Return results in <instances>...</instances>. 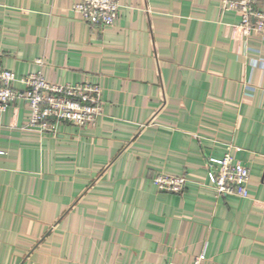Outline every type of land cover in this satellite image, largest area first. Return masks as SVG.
<instances>
[{
    "label": "crops",
    "instance_id": "crops-1",
    "mask_svg": "<svg viewBox=\"0 0 264 264\" xmlns=\"http://www.w3.org/2000/svg\"><path fill=\"white\" fill-rule=\"evenodd\" d=\"M119 1L101 27L76 0H0L15 88L42 70L100 84L103 102L56 134L24 128L22 98L0 112V264H264V39L221 0ZM228 150L249 197L211 186L207 159ZM160 172L186 189L158 191Z\"/></svg>",
    "mask_w": 264,
    "mask_h": 264
},
{
    "label": "built area",
    "instance_id": "built-area-1",
    "mask_svg": "<svg viewBox=\"0 0 264 264\" xmlns=\"http://www.w3.org/2000/svg\"><path fill=\"white\" fill-rule=\"evenodd\" d=\"M223 10L239 15V28L245 36L259 33L264 39V11L257 0H221ZM119 0H76L73 11L84 21L96 26H112L120 16ZM43 64V60H36ZM264 61V60H262ZM16 76L3 65L0 52V112L7 110L18 99L26 100L30 118L24 128L42 134H56L63 124L80 128L93 126L103 112L102 87L97 83L81 81L76 84L49 81L42 70L23 76L24 89L14 87ZM208 176L218 195L234 194L249 197L250 168L235 161L230 150L220 158L208 157ZM189 182L186 175L160 172L154 178L158 191L182 193ZM204 252L195 256L193 264H203Z\"/></svg>",
    "mask_w": 264,
    "mask_h": 264
}]
</instances>
